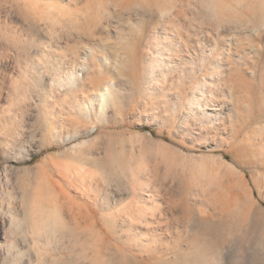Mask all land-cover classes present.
I'll return each mask as SVG.
<instances>
[{
  "label": "rangeland",
  "instance_id": "rangeland-1",
  "mask_svg": "<svg viewBox=\"0 0 264 264\" xmlns=\"http://www.w3.org/2000/svg\"><path fill=\"white\" fill-rule=\"evenodd\" d=\"M0 264H264V0H0Z\"/></svg>",
  "mask_w": 264,
  "mask_h": 264
},
{
  "label": "bare ground",
  "instance_id": "bare-ground-1",
  "mask_svg": "<svg viewBox=\"0 0 264 264\" xmlns=\"http://www.w3.org/2000/svg\"><path fill=\"white\" fill-rule=\"evenodd\" d=\"M255 30H257V29H255ZM256 32H258V31H256ZM78 76V75H77ZM71 83H72V85L74 86V84L76 83V81L74 80V79H71ZM207 83L208 82H205V83H203L202 84V82H201V84L202 85H199L200 87H199V90H201V95H205L203 92V89H204V87L206 88V87H209V86H205V85H207ZM110 85V84H109ZM108 85V86H109ZM210 87H213V86H210ZM208 88L209 90L211 89V88ZM198 89V88H197ZM207 89V88H206ZM199 90H197V91H199ZM196 91V90H195ZM113 93H114V88L112 87V85H111V87H107L106 88V91L104 92V93H100V98H101V101L103 102V104H107V102L109 101V99H111L112 97H113ZM195 96V95H194ZM204 99V98H203ZM197 100V99H196ZM204 101V100H203ZM198 102V101H197ZM205 102V101H204ZM192 104V103H191ZM195 104V103H194ZM192 106V105H191ZM199 106V105H198ZM102 107H104V106H102Z\"/></svg>",
  "mask_w": 264,
  "mask_h": 264
}]
</instances>
